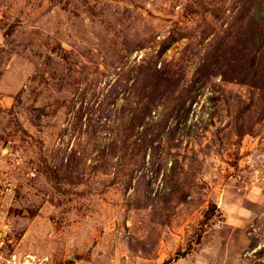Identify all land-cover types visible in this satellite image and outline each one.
<instances>
[{"label": "rangeland", "instance_id": "1", "mask_svg": "<svg viewBox=\"0 0 264 264\" xmlns=\"http://www.w3.org/2000/svg\"><path fill=\"white\" fill-rule=\"evenodd\" d=\"M264 264V0H0V257Z\"/></svg>", "mask_w": 264, "mask_h": 264}, {"label": "built area", "instance_id": "2", "mask_svg": "<svg viewBox=\"0 0 264 264\" xmlns=\"http://www.w3.org/2000/svg\"><path fill=\"white\" fill-rule=\"evenodd\" d=\"M46 262V259H37L29 254L17 255L12 253L2 261L0 257V264H46Z\"/></svg>", "mask_w": 264, "mask_h": 264}]
</instances>
